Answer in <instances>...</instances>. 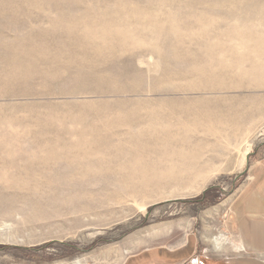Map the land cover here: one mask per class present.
<instances>
[{"label":"rangeland","instance_id":"rangeland-1","mask_svg":"<svg viewBox=\"0 0 264 264\" xmlns=\"http://www.w3.org/2000/svg\"><path fill=\"white\" fill-rule=\"evenodd\" d=\"M260 127L264 0H0V257L233 264L247 174L179 180Z\"/></svg>","mask_w":264,"mask_h":264},{"label":"crops","instance_id":"crops-1","mask_svg":"<svg viewBox=\"0 0 264 264\" xmlns=\"http://www.w3.org/2000/svg\"><path fill=\"white\" fill-rule=\"evenodd\" d=\"M257 135L264 136V127L258 129ZM248 152L249 150L245 148L229 150L227 147L224 149L213 147L202 149L194 155H186L183 166L190 171H185V179L179 182L213 183L215 182L213 178L245 172L248 178L247 185L231 207L228 230L222 232L228 233L229 238L239 248L237 253L232 254L236 255L233 264H264V150L262 156L255 157L254 160H249ZM228 250L229 248L226 252ZM123 254L125 252L121 250L119 254L110 253L88 261L89 264H145L146 262V257L141 254L121 258ZM180 257L175 262L161 261L159 264H187L192 252ZM0 264H8V262L0 257Z\"/></svg>","mask_w":264,"mask_h":264},{"label":"bare ground","instance_id":"bare-ground-1","mask_svg":"<svg viewBox=\"0 0 264 264\" xmlns=\"http://www.w3.org/2000/svg\"><path fill=\"white\" fill-rule=\"evenodd\" d=\"M207 242L210 243L214 252H216V253H224V252H226V250L228 248L233 253H237L239 251L238 246L226 234L225 235L222 234L218 237H209ZM71 264H86V262H84L82 260H77Z\"/></svg>","mask_w":264,"mask_h":264}]
</instances>
